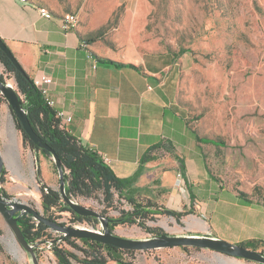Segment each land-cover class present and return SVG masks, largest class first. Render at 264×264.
Returning <instances> with one entry per match:
<instances>
[{
	"label": "rangeland",
	"instance_id": "obj_1",
	"mask_svg": "<svg viewBox=\"0 0 264 264\" xmlns=\"http://www.w3.org/2000/svg\"><path fill=\"white\" fill-rule=\"evenodd\" d=\"M33 1L60 13L75 12L79 17L78 27L83 25L94 28L91 36L101 39L111 52L127 50L123 40L129 39L128 33L148 35L160 47L173 52L176 59H180V69L176 74V103L187 114L190 128L199 137L224 142L216 146L194 138L199 143L197 146L211 176L207 182L201 179L200 185L210 192L215 191L216 199L219 197L227 200L230 195L238 196L240 191L248 196L251 204L264 207V0H137L145 4L146 10L142 13L143 21L130 26L119 21L125 16V5L136 0ZM103 3L113 7L107 20L94 26L89 25L90 20L92 22L101 16L103 10L99 8ZM0 73L5 82L16 87L14 77L5 71L1 62ZM12 132L17 147L15 156L6 153ZM21 143V132L16 128L11 110L7 102L0 101V148L5 157L21 163V157L26 155ZM28 157L30 161V153ZM41 172L48 186L58 190L59 179L54 167H51L52 177L43 164ZM29 178L26 191L19 199L37 207L46 216L32 165ZM96 195L97 198L73 197L83 205L101 212L104 209L102 193ZM212 199L215 198H209L206 213L197 212V217L183 216L180 224L168 215H156L154 220H146L145 223L150 227H161L171 234H213L231 241L229 236H232L233 231H225L223 220H217V206L222 199L217 204ZM116 204L117 209L110 208L106 213H101L116 218L120 213L119 208H131L125 199ZM58 214L59 217L54 220L64 222L65 225L101 230L102 224L98 219L95 224L87 221L72 222L70 212H56L53 209V215ZM113 232L135 239L155 235L137 224H118ZM49 233L52 238L60 234L52 228H49ZM45 239L48 238H43L35 246L39 264H58L49 240ZM11 244H16L17 252L13 251ZM186 247V250L181 246L132 250L130 255L124 254L123 258L135 264H159V260L167 264H260L215 251ZM70 249L82 255L80 251ZM257 249L264 253V244H259ZM73 263L82 264L76 261ZM0 264H32L29 253L19 245L1 213ZM107 264L116 263L108 260Z\"/></svg>",
	"mask_w": 264,
	"mask_h": 264
},
{
	"label": "crops",
	"instance_id": "obj_2",
	"mask_svg": "<svg viewBox=\"0 0 264 264\" xmlns=\"http://www.w3.org/2000/svg\"><path fill=\"white\" fill-rule=\"evenodd\" d=\"M51 9L52 16L45 18L35 3L0 0V37L31 78L51 76L54 109L71 117L64 127L105 157L116 176L137 174L127 188L131 196L187 211L184 216L206 213L210 197L215 198L214 203L222 198L216 199L215 191L200 185L201 179L207 182L211 176L187 114L176 103L180 59L141 33H128L129 39L123 40L127 50L111 52L101 39L91 36L94 28L79 25L64 30L62 13ZM112 9L111 4L103 3L101 16L90 20L89 25L103 23ZM125 10L119 23L130 26L143 21L146 6L136 0L127 3ZM98 56L122 65L99 60ZM9 146L6 153L17 155L16 140L15 146L12 142ZM21 148L26 152L21 163L9 160L1 150L5 161L1 187L10 198H20L30 180L31 165L35 171V153L22 143ZM37 159L40 171L43 164L52 177L51 157L39 154ZM217 207V220H223L225 231H233L232 236L224 233L229 240L264 241L262 205L246 204L230 195Z\"/></svg>",
	"mask_w": 264,
	"mask_h": 264
},
{
	"label": "trees",
	"instance_id": "obj_3",
	"mask_svg": "<svg viewBox=\"0 0 264 264\" xmlns=\"http://www.w3.org/2000/svg\"><path fill=\"white\" fill-rule=\"evenodd\" d=\"M28 1L35 3L37 9L41 7L46 8L52 16L53 12L50 7L36 3L33 0H24L22 2ZM98 59L108 63L122 65V63L107 58L98 56ZM0 62L4 66L5 71L10 73L16 81L17 91L20 93L21 100L26 107L27 117L32 128L41 139L55 151L59 156L64 169L67 170V173H65V190L67 194L71 196L97 198L96 194L101 192V203L104 204V209L101 212L103 213H106L110 208L117 209L116 203L125 199L131 205V208H119V216L111 218L113 220L109 222L108 226L111 230H113L118 224H137L146 232L155 235L164 233L165 231H163L161 227H150L145 223L146 220H154L156 215L172 216L176 219L177 223L180 224L181 217L186 215L188 213L187 211L169 209L150 200H139L136 197L131 196L127 188L130 183L135 180L137 174L125 178L116 176L98 153L89 149L79 138L75 137L60 123V119L56 115L55 109L45 104L39 91L33 85L32 78L28 74L27 77L22 75L1 49ZM129 65L133 66L131 64ZM0 79L4 80L1 73ZM0 101L6 102L2 94H0ZM15 121L16 128L21 132L22 145L30 148L36 156L41 154L46 157H51L48 151L37 147L36 144H34L23 132L18 121ZM192 133L198 141L212 143L216 146L224 144L222 141L199 137L193 130ZM54 169L56 170L55 166ZM35 179L40 189L41 205L46 217L52 220L59 217V214L58 216L53 215V209H55L56 212H70L72 222L87 221L92 224L97 222V219L92 216H81L70 209L62 200L59 191L46 184L41 175L39 165H37L35 169ZM3 180L4 178L1 176V182ZM1 193L5 197H10L3 188L1 189ZM237 195V197L244 203H252L244 192L239 191ZM17 221L29 243L36 246L37 243L43 241V238H48L45 240H49L48 243L50 244V249L58 264H74L73 261L82 264H107L108 260H112L116 264H135L131 260H125L123 258L124 254L130 255L132 250L121 249L91 238L64 236L61 233L57 238H52L49 233L50 226L44 222L36 221L29 214L19 216ZM61 223L65 224L64 222ZM78 241L81 244H79ZM238 243L254 250H258L257 248L259 244H264L262 240L254 239ZM68 247L80 251L82 255L79 256L75 251ZM193 248L199 249L196 247ZM183 249L186 250L187 247H183ZM35 251H38L36 247ZM159 264L167 263L159 260Z\"/></svg>",
	"mask_w": 264,
	"mask_h": 264
},
{
	"label": "water",
	"instance_id": "obj_4",
	"mask_svg": "<svg viewBox=\"0 0 264 264\" xmlns=\"http://www.w3.org/2000/svg\"><path fill=\"white\" fill-rule=\"evenodd\" d=\"M0 49L6 54L14 67L24 76L27 77V73L18 62L12 51L0 37ZM0 94L4 96L10 110L12 117L18 121L23 132L28 138L36 144L37 147L42 148L50 153L51 160L54 163L56 172L59 179V193L62 200L70 209L81 216H92L98 219L102 226L101 230H96L93 227L85 226H72L65 225L61 222L52 220L44 216L37 207L22 201L18 198L5 197L1 193V176L5 170V161L3 153L0 148V213L14 234L19 245L26 250L31 258L32 264H39L37 252L35 251V245L29 243L23 232L21 231L17 218L23 214H29L38 222H44L50 228L58 231L64 236L79 237V238H91L93 240L102 242L104 244H110L112 246L128 249V250H153L159 248L168 247H196L199 249L212 250L218 253H222L234 258H242L249 261L264 264V253L251 248H247L239 243L228 241L217 236L210 234H193V233H160L151 237L145 238H128L115 234L113 230L109 228V222L113 219L105 216L101 212L83 205L77 201L73 196L66 193L65 190V169L59 156L55 151L44 142L41 137L32 128L28 117L26 107L21 100V96L17 91V88L12 84L0 79ZM36 156V154H35ZM34 167L36 169L38 165V159L34 160Z\"/></svg>",
	"mask_w": 264,
	"mask_h": 264
},
{
	"label": "built area",
	"instance_id": "obj_5",
	"mask_svg": "<svg viewBox=\"0 0 264 264\" xmlns=\"http://www.w3.org/2000/svg\"><path fill=\"white\" fill-rule=\"evenodd\" d=\"M24 1V0H20ZM40 15L50 18L51 13L46 8H39L38 9ZM79 24V17L74 12H65L61 15V25L64 30H72L76 28ZM53 80L51 76L47 74H40L38 76H34L32 78L33 85L37 88L39 91L43 101L46 105H48L51 108H54L55 102L50 94V85L52 84ZM20 94V93H19ZM21 96V95H20ZM56 115L60 119V123L64 126L65 123L69 122L71 120L70 116H67L62 110H55ZM104 162L106 161V158H102Z\"/></svg>",
	"mask_w": 264,
	"mask_h": 264
},
{
	"label": "bare ground",
	"instance_id": "obj_6",
	"mask_svg": "<svg viewBox=\"0 0 264 264\" xmlns=\"http://www.w3.org/2000/svg\"><path fill=\"white\" fill-rule=\"evenodd\" d=\"M10 84V83H9ZM11 85V84H10ZM11 142H12V145H14L15 144V136H14V133L12 132V134H11ZM14 242V241H13ZM11 245H13V244H11ZM12 248H13V251L14 252H17L18 251V248H17V246H16V244H15V246L13 245L12 246Z\"/></svg>",
	"mask_w": 264,
	"mask_h": 264
}]
</instances>
